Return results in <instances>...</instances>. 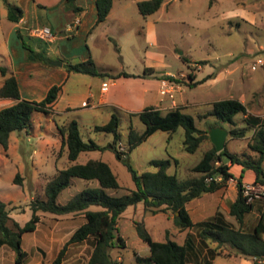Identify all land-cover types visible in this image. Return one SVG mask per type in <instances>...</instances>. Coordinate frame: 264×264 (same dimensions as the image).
<instances>
[{"label": "rangeland", "instance_id": "rangeland-1", "mask_svg": "<svg viewBox=\"0 0 264 264\" xmlns=\"http://www.w3.org/2000/svg\"><path fill=\"white\" fill-rule=\"evenodd\" d=\"M2 1L13 4V2L18 3L20 0H0V4ZM137 1L141 0L115 1L111 14L113 16L121 15L124 18L123 27L119 28L115 21H111L107 28L110 39H96L95 45L91 42L90 45L87 40L88 46H91V53L97 59V65L107 67L104 71L101 68H96V70L105 72V75L110 77L115 76L120 71L134 75L137 73L142 74V69L146 65L153 66L158 70L153 71V79L157 77L158 73L171 75L172 79L180 82V88L172 92V99L177 107H181L183 113L192 117L197 128L207 132L213 126L223 127L227 131L224 147L229 152L254 157L255 153L247 145L250 142L252 128L245 124L243 115L239 114L234 117V127L246 128L245 133L241 137H235L229 134L232 125L219 123L213 116L205 114L208 112L211 102L234 98L243 101L246 106V116H262L259 113L264 104V0H163L160 7L148 16H142L137 11ZM89 2L90 0L82 1L85 5ZM64 4L74 11L69 7L66 0H64ZM74 4H76L75 0ZM123 5H125L124 8ZM148 23L153 24V37L147 32ZM145 31L146 36H144ZM59 34L61 36L65 33L60 32ZM19 41L21 40L19 39ZM76 41L70 43L68 51H75L72 46ZM22 42L24 46L33 51H40L38 47H42L41 50L45 52L47 59L61 62V65L57 66L59 70L65 71L64 63L68 61H79L78 56L63 57L58 53L53 56L50 51H47L46 54L45 49H55L56 44L35 40L24 34H22ZM23 45L21 43L22 47ZM149 51L159 52L164 56L163 60L156 61L150 58L147 54ZM23 53L24 55L26 53L24 47ZM259 58L263 60L262 65L256 63ZM37 62L42 66H48L46 62ZM8 65L9 63L0 54V66L5 68ZM187 73L194 75L193 81H198L208 75L211 76L201 83L189 86L187 84L189 82ZM81 75H85L92 80L94 89L96 83L99 84L100 81L108 82L106 78H103L104 75ZM161 98V105L169 103L170 99L167 98V95H161ZM253 111L258 114L253 115L251 113ZM114 112L119 118L120 141L117 143V148L123 150L128 125L131 124L137 132L142 130L143 125L136 118L129 120L121 110L116 109ZM108 113L106 110L95 108L74 111L73 117L77 121L81 139L83 141L92 140L103 147L101 150L80 152L75 162L83 163L88 159H98L105 162L119 185L118 189L108 190L107 192L111 195H120L135 187L130 173L124 163L117 160L113 152L107 147V144L112 141L111 133L93 129V125H101L106 121ZM37 117H39V120ZM67 117L69 116L63 115L58 120L55 118V122L59 125L60 122L67 121ZM46 120L44 115L34 112L31 124L37 125L40 121L44 125ZM16 133L17 131H12L10 137L12 138ZM169 135L168 138L167 132L155 131L148 139L142 141L140 145L127 154L126 161L137 172H142L153 169L148 164L149 160H176V165L171 161L169 168L166 170L167 173H175L179 179L193 176L194 174L190 171V168L199 161L202 152L211 145L209 139L204 140L194 152L188 153L182 149L183 131L180 127ZM50 137L48 135L44 141L49 140ZM42 145L43 141L33 137L28 138V140L23 139L16 148V154L20 156L19 159L23 161V165L28 170V177L23 184L27 194L25 192V195L23 194L17 198H7L0 195V200L7 205L9 216L19 225L24 224L29 219L30 210L27 203L32 197L41 195V180H43V186L45 183L43 177H48L54 168L62 169L66 163H69L66 161L64 153L56 158L52 154L51 148H49V151H45ZM262 165L264 168V159ZM230 166L232 177L239 178L244 182H251L252 170L242 169L236 164ZM18 176L19 181L22 183L25 176ZM85 185H87L86 181L71 178L70 184L59 192L56 201L63 203L71 193H76L78 189ZM31 187L33 188L32 196L28 194ZM234 188L236 189L235 186ZM216 201V199L202 200L200 203V207L203 208L201 214H210L214 209H217L216 211L220 210L219 212L222 211L224 218L233 227H238L233 217L227 212L229 204L215 206ZM136 206H138V209L134 207L131 212L129 209L131 207H126L128 212L126 215L124 214V217L118 216L115 224L116 234L122 238L123 243L126 240L127 244L133 248L137 247L135 241H138L133 229V222L137 221L142 204L139 202L136 203ZM259 209H264V196L252 201L251 210L243 217L241 226L243 230L251 228L259 214ZM142 212L145 215H152L144 212L143 208ZM192 212L199 215L197 208H192ZM38 216L39 222L36 224L35 229L21 234L20 247L27 253L26 260L22 264H50L55 249H59L64 244L76 225L73 222L68 226L69 222H63V218L69 216V214L53 215L38 212ZM168 216L170 217V214ZM152 218L153 221L147 226L146 231L153 240H157L159 228L166 226L169 222L161 219L157 220L156 217ZM192 230L194 231V229ZM195 239V236H192V241ZM175 240L180 243L178 237ZM77 245H68L61 264H85L90 251L89 241L83 242L78 249ZM214 246L213 242L205 241L206 249ZM121 252V246H116L110 250L112 264L130 263L127 258L129 251L124 252L123 258ZM206 255H208V252ZM14 257L15 254L10 249L4 246L0 247V264H15ZM117 257H120V259L117 260ZM197 257L199 260V256ZM211 264H237V259L226 255H216Z\"/></svg>", "mask_w": 264, "mask_h": 264}, {"label": "trees", "instance_id": "trees-1", "mask_svg": "<svg viewBox=\"0 0 264 264\" xmlns=\"http://www.w3.org/2000/svg\"><path fill=\"white\" fill-rule=\"evenodd\" d=\"M114 0H94L96 19L99 23L107 16ZM69 7L74 11L80 8L74 4V0H66ZM163 0H141L136 2L137 11L142 16L155 12ZM7 19L17 22L23 15L20 7L4 2ZM17 37L22 42V34L17 31ZM30 37V36H29ZM25 58L33 61L48 63L45 52L33 51L24 46ZM67 74L81 73L87 75H105V72L97 71L90 57L64 63ZM150 67L143 68L140 77L152 74ZM0 74L3 81L0 85V97L15 100L7 107L0 109V147L6 150L9 134L12 131H24L29 133L32 128L31 116L34 112L47 114L55 101L60 85H51L45 96L38 101H29L19 97L18 86L15 77L7 73L5 68L0 66ZM134 77L133 74L124 71L118 72L114 77ZM211 75L193 81V75L188 74L189 86L203 82ZM163 79H170V76H162ZM245 115L244 122L252 128V135L248 148L255 153V156L238 155L229 152L225 147L216 152L211 144L202 152V156L195 163L190 171L194 174L191 177L179 179L175 173H167L171 161L176 160L152 159L148 164L152 170L137 172L126 161L127 154L137 147L153 132L160 130L168 134L180 127L183 131L182 149L185 152H194L204 140L208 139L207 132L197 128L192 117L181 111V107H174L161 113L158 109L147 106L138 113H128L127 116L137 117L143 125V129L137 132L131 124L128 125L124 138L125 147L123 150L117 148L120 141L118 132L119 118L112 113L108 120L95 125V131L111 133L112 141L107 147L113 152L117 160H121L134 184V189L127 190L120 195H111L107 191L119 188L115 176L109 166L98 159H88L83 163L75 162L78 154L83 151L101 150L103 147L92 140L83 141L80 137L75 120L68 121L65 125L58 127L61 135V148L65 149L68 164L56 171L54 176L47 180L42 188L40 196L32 197L27 207L30 210L29 219L19 225L9 216L7 205L0 201V247L10 249L14 254V263L22 264L26 260L27 253L20 247L21 234L33 231L39 222L38 212L50 213L53 215L82 213L84 222L76 227L68 236V239L57 251L50 261V264H61L64 253L70 244H79L89 241L90 252L85 264H112L110 250L116 246H123L122 238L116 234V219L123 210L142 203L143 211L151 214L157 212L169 213L172 216V224L178 229H194L195 236L200 245L205 247V241L209 240L215 244L208 248L207 258L201 263H190L187 261L186 253L195 246L192 236L187 235L182 244L169 239L167 231L164 241L153 240L143 226L141 221H134V230L137 237L147 244V256H135L133 264H211L214 256H242L252 260L253 264H264V209H259V214L251 228H241L243 217L252 208V202L247 203L240 193V179L237 180L236 195L229 203L227 212L233 217L238 227H233L221 212L215 211L213 215L204 220L193 223L185 208V203L199 197L202 193L213 192L225 184L231 176L228 171L232 164L239 165L242 169H250L254 173L252 182L264 184V115L262 117L246 116V106L234 98L216 100L210 103V108L205 115H210L219 123L232 125L229 134L235 137L244 135L246 128L234 127V117ZM204 116V114H203ZM229 163V164H227ZM220 176L221 180L214 178ZM71 178L84 181H96L97 186L85 187L72 195L64 203L56 201L59 192L70 184ZM210 178V180H207ZM19 176H16V181ZM89 207H96L91 210Z\"/></svg>", "mask_w": 264, "mask_h": 264}, {"label": "crops", "instance_id": "crops-1", "mask_svg": "<svg viewBox=\"0 0 264 264\" xmlns=\"http://www.w3.org/2000/svg\"><path fill=\"white\" fill-rule=\"evenodd\" d=\"M7 1V0H6ZM76 6L80 9L78 11H72L70 8L66 7L64 4V0H20L17 2H13V5L20 7L23 11L22 17L17 22H12L7 19L6 16V7L4 1L0 4V54L1 57L9 63L8 66L5 67L7 73L13 74L16 79L19 97L25 100H41L48 88L51 85L58 84L60 85L59 91L57 93L55 101L51 105V110L49 113L44 114L38 112L39 115H44L46 117V123L42 125L40 121H38L37 125L32 124L31 131L26 133L24 131H19L11 138L9 134L8 144L6 150H3L0 147V195L7 198H17L21 195H25V190L23 184L28 177L27 167L23 165V161L19 159V155L16 154V148L20 141L23 139L28 140V138L35 137L43 141L42 148L45 151H49L51 148L52 154L57 158L58 155L64 153L66 157V152L64 148H61V135L58 131V127L65 125L70 120H75L73 117V113L75 110L79 109H88L95 108L99 110H106L109 116L116 109L123 111V113H138L144 107L152 106L158 109L161 113H164L166 110L177 107L172 97L170 98L168 94L167 98L170 99L167 105H161L162 102L161 94L159 90L161 89V81L165 80L168 82L167 90L172 92L180 88V82L177 80L163 79L162 76H170L167 73H158L157 77L153 79L154 75L148 74L146 76L140 77L141 74H134L136 77H110L109 75H104L103 78L108 80L107 88L105 91L101 90V83L105 81H100L99 84L96 83V88L92 87V80L87 78L85 75L70 73L67 74L64 70H59L57 68V64L51 63V59H48V66H42L37 61H27L25 55L23 53V47L21 46V41L17 38V31L26 36H30L35 40H39L42 42H49L52 44H56L55 49L49 48L45 49L46 54L47 51H50V54L55 56L57 53L62 55L63 57H73L78 56V60H84L90 57L95 64L96 68H101L104 71L107 67L105 65H97V59L91 53V46H88L87 40L95 45V40H104L110 39L108 36L110 33L108 31V24L111 21H115L119 28H122L125 20L121 15H112L111 10L113 7L112 2L111 8L105 17V19L99 23H95L96 12L94 0H90L87 5L82 3L83 0H75ZM20 2V3H19ZM88 2V1H87ZM10 3V2H8ZM11 4V3H10ZM125 5L122 7L124 8ZM89 9H87V8ZM40 9V10H39ZM148 16V15H147ZM77 20V23H75ZM37 27H46L52 34V38L48 41L41 40L37 37H34L30 34V30ZM147 32L151 34L153 37L154 27L152 23L147 24ZM60 32H64V35L60 36ZM146 36V31L144 33ZM66 39V40H65ZM72 49L75 51H68V46L70 43L75 41ZM57 42V43H56ZM21 47H20V46ZM91 45V44H90ZM41 50L42 47H38ZM49 54V55H50ZM148 56L156 61H162L164 56L159 52L149 51L147 52ZM100 66V67H97ZM150 67L153 71L156 70L153 66H144ZM143 72V69H142ZM189 73H187L188 75ZM194 76V75H193ZM0 85L3 81V77L0 76ZM188 80V79H187ZM194 80V77H193ZM152 93H154L152 95ZM86 101L87 105L83 106L82 103ZM241 103L243 101L239 100ZM15 100L9 98L0 97V109L7 107L13 104ZM244 104V103H243ZM245 105V104H244ZM253 115L258 114L257 112H251ZM264 115L260 110L259 115ZM63 115H68L69 117L67 121L60 122L58 125L55 122ZM245 115H243L244 117ZM128 117V116H127ZM262 117V116H260ZM32 118V116H31ZM133 117H128L130 120ZM39 120V117H37ZM138 120V119H137ZM105 121V122H106ZM139 121V120H138ZM104 122V123H105ZM77 123V121H76ZM103 124V123H102ZM94 127V125H93ZM143 129V128H142ZM136 131V130H135ZM127 132V131H126ZM154 133V132H153ZM152 133V134H153ZM152 134H150L146 139H148ZM168 134V133H167ZM51 136L49 140L44 139L47 136ZM170 135L168 134V138ZM145 139V140H146ZM140 145V144H139ZM51 146V147H49ZM61 151V153H59ZM30 157V155H29ZM264 159V158H263ZM66 161L67 157H66ZM67 164V163H66ZM65 164V166H66ZM229 164V163H227ZM263 164V161H262ZM176 165V163L174 164ZM64 166V167H65ZM239 166V165H238ZM263 166V165H262ZM231 166H229L228 171L230 172ZM59 170L54 168L53 172L48 177H43L45 182L52 178L56 171ZM250 170V169H249ZM253 172V171H252ZM25 176L23 182L16 181V176ZM251 182L254 179V173L250 175ZM237 179V178H236ZM40 180V179H39ZM241 183H247L243 180H240ZM41 193L43 188V180H41ZM250 182V181H249ZM87 185L81 187L76 191H80L85 187H95L97 186L96 181H86ZM45 184V183H44ZM31 186V185H30ZM29 191V195L32 196L33 188L31 187ZM27 194V192H26ZM75 193H71L66 199H69ZM236 195V189L231 184H224L220 188L216 189L213 192L202 193L199 197L193 198L185 203V208L188 212V215L193 223L199 222L201 220L206 219L207 217L214 214L217 209H214L212 213L202 215L201 212L203 208L200 207V203L202 200H213L216 199L215 206H222L225 203H231ZM57 200V198H56ZM1 201V200H0ZM64 201V202H65ZM63 202V203H64ZM142 204V203H141ZM225 206V205H224ZM131 208L130 212L135 208L138 209V206L132 205L129 206ZM143 206L140 208L139 217L136 219L137 221H142L145 229L147 226L153 221L152 217H156L157 220H165L167 223L166 226H162L159 228V232L157 233L158 239L155 241H164L165 240V232L167 231V235L169 239L175 241L178 244H182L187 235L195 236V232L192 229H178L175 228L172 224V216H168V213L157 212L152 215H145L142 212ZM192 208H197V212L199 215L192 212ZM88 209L94 210L96 207H89ZM125 208L123 212L120 213L121 216L124 217V214L128 212ZM220 211V210H219ZM222 212V211H221ZM74 215V216H70ZM119 215V216H120ZM72 217V218H70ZM63 222L70 223L75 222L76 225L74 229L81 225L84 222V217L82 213L69 214V216H65L63 218ZM62 222V223H63ZM129 227L133 228V226ZM73 229V230H74ZM134 229V228H133ZM72 230V231H73ZM71 231V232H72ZM136 234V233H135ZM70 235V234H69ZM137 236V235H136ZM178 237L180 243L175 240ZM196 238V236H195ZM136 240L137 244L136 248L130 247L127 244L126 240H124L122 246V258L124 257V252L129 251L127 258L130 260L129 264L134 263L135 256H147L148 255V246L143 241ZM85 242V241H83ZM82 242V243H83ZM79 243L76 247L77 249L82 245ZM194 248L190 249L186 253L187 261L190 263H201L202 260L207 258V249L200 245L198 239L196 238L193 242ZM60 249V248H59ZM59 249H55L54 256L56 255ZM90 252V251H89ZM199 256V260L197 259ZM234 257L237 259V264H253L252 260L242 256H227ZM88 258V256H87ZM120 257H117L119 260ZM213 259L211 260V262Z\"/></svg>", "mask_w": 264, "mask_h": 264}, {"label": "built area", "instance_id": "built-area-1", "mask_svg": "<svg viewBox=\"0 0 264 264\" xmlns=\"http://www.w3.org/2000/svg\"><path fill=\"white\" fill-rule=\"evenodd\" d=\"M75 23H77V20H75ZM30 34L34 37H37V38H39L41 40H45V41H48L52 38L51 32L46 27L34 28V29L30 30ZM256 63L258 65H262L263 60L259 58L256 60ZM167 84H168L167 81H165V80L161 81V89L159 90V93L161 95L168 94V96L171 98L172 95L170 94V91L166 89V87L168 86ZM100 87H101L102 91H105L107 88V82L106 81L102 82ZM82 105L83 106L87 105V102L84 101L82 103ZM261 109H262L261 110L262 113L264 114V104L262 105ZM207 180H210V178H208ZM214 180L220 181L221 178H220V176H217L216 178H214ZM225 184H231V185L237 187V180H236V178L230 176L226 179ZM239 189H240L241 196L245 199V202H247V203H250L254 200H258L264 196V184L259 183V182H256V183H254V182L240 183Z\"/></svg>", "mask_w": 264, "mask_h": 264}, {"label": "water", "instance_id": "water-1", "mask_svg": "<svg viewBox=\"0 0 264 264\" xmlns=\"http://www.w3.org/2000/svg\"><path fill=\"white\" fill-rule=\"evenodd\" d=\"M51 63L61 65V62L52 61ZM227 131L221 126L210 127L207 131L208 139L210 143L214 146L216 152H219L224 147V140Z\"/></svg>", "mask_w": 264, "mask_h": 264}]
</instances>
